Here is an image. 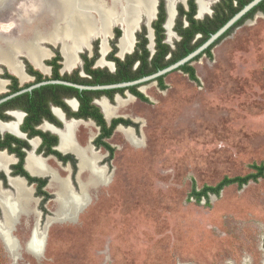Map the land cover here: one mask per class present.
Masks as SVG:
<instances>
[{
	"label": "rangeland",
	"instance_id": "obj_1",
	"mask_svg": "<svg viewBox=\"0 0 264 264\" xmlns=\"http://www.w3.org/2000/svg\"><path fill=\"white\" fill-rule=\"evenodd\" d=\"M35 1L9 0L0 11V25L16 22L7 36L25 37L35 26L51 28V15L42 12L40 21L25 24L23 33L16 29L23 24V9H18L24 5L31 11ZM160 1H153L155 10ZM172 1L174 10L183 2ZM101 2L106 8L115 6L113 0ZM214 2L204 0V5L211 10ZM122 4L110 11L114 22L109 44L116 30L124 31L117 21ZM91 16L98 20L100 14L91 10ZM137 17L135 32L150 21L146 13ZM174 34L166 35L173 46L178 40ZM101 38H91V44ZM43 46L51 56L60 49L59 43ZM212 56L192 63L199 83L174 71L164 79L165 90L157 82L140 88L147 102L128 94L117 97L114 109L108 106V118L117 110L131 116L138 123L137 131L130 130L135 142L119 129L108 141L114 147L112 158L104 149L97 152L104 182L90 183V175L78 176V168L75 194L80 195L82 181L89 200L74 218L55 220L56 202L47 205L51 220L43 228L42 255L26 249L34 220L22 217L14 231L20 254L12 257L0 239V264H264V178L242 189L227 187L199 204L190 197L193 182L199 189L214 186L225 177L246 176L252 164L264 163V12L224 38ZM1 67L7 68L0 63V72ZM97 133L94 127L79 128L81 145H90L89 138Z\"/></svg>",
	"mask_w": 264,
	"mask_h": 264
},
{
	"label": "flooded vegetation",
	"instance_id": "obj_2",
	"mask_svg": "<svg viewBox=\"0 0 264 264\" xmlns=\"http://www.w3.org/2000/svg\"><path fill=\"white\" fill-rule=\"evenodd\" d=\"M182 1L183 4H180L183 5L185 9H188V0ZM218 1L219 0H215L214 4ZM42 4L43 6H46L47 2ZM171 5H168V22L170 20ZM198 5L199 0L198 3H196L197 13L195 18L199 20H204L206 17L200 18L202 14L200 13V7L198 10ZM177 6V14H175L172 27L173 34L175 21L178 17ZM259 12L264 11H258L257 13ZM208 14L209 17H211L213 11H210V13ZM248 20L250 19H247L246 21ZM164 25L163 28L165 30V35H168V37H170L168 34V30L166 32L167 27H165ZM186 25L187 23L185 24V26ZM143 27L146 28V37L149 41L147 48L151 52V55H154L156 45L154 29L151 25L152 29L150 37L149 27ZM237 28L238 27H236V29ZM141 29L139 30L140 32ZM122 36L123 31L121 32V37L118 39L117 42L118 52L116 53V57H118L121 61H125L128 55L134 53L137 40L135 35V41L132 52L125 53L122 56V54L120 53V41L121 39H123ZM113 39H115V34ZM151 40H153V47L151 46ZM112 41L113 40H111L109 44L108 39L109 51L107 52L105 57H103L105 58L104 60L107 64H112L111 67L99 64L103 56V54H101L103 39H101L100 41H96L95 43L93 42V44H91L92 48L86 47V52H82L81 55L86 54L87 59L83 58L81 55L80 57L78 56L79 64L71 70H66L65 58L62 55L63 52L61 50V47L60 49L57 48L59 49V52L61 54V61L56 60L55 55L51 56V54L48 53V57L46 56L39 58V66L35 65L34 62L31 61L27 56L26 58L20 59V63L15 61V58H11V60L19 68L22 78L12 72L6 63L3 64H5L8 69L5 67H1L2 71L0 72V192L8 195L11 199L14 200L13 202H17L20 205H22L21 200L16 201L19 196L18 190L16 188V182H21L20 184L29 193V198L31 199L33 209L32 213H29L25 210H20L16 214L13 226L11 227V235L17 240H19L14 235L16 225L20 223V219L22 217L29 218V216H31L33 218L34 226L31 227L30 235L27 239L26 245L29 243V241H31L36 230H38L41 234L45 233L43 228L46 224H48V221L51 220L49 217L47 218V215L49 213L47 205L52 201H55L57 205L59 200L61 182H67L70 186L71 191L72 189H74L72 192H74V194L76 193L75 181L78 168V176H81V161L79 156L75 153L74 148H76V146H79L82 149H88L91 154L100 157L97 160V162H99L101 159V154L97 152H101L102 149L108 152V159L110 158V152L106 147L103 146V144L106 143L112 149H114V147L111 146L108 141L113 137L116 131H118L119 129H125L123 130L124 132L130 130L132 131L133 129L137 131L136 128L138 127V123L131 120V116L127 117L117 114V112L119 113V111L117 110L115 112V115L109 119L108 117H106L105 112L101 107L100 103L106 102L108 106L111 107V109H114L113 105L115 104L117 97H121L123 99L126 94L141 101L138 95H136L129 88L136 86L137 92L142 93L140 91V88L147 83L129 86L125 88L109 89L116 90V92L113 94L101 95L95 93H86L80 96L78 93H74L63 88H57V85L62 84H46L29 90L35 85L49 81H63L84 86H107L134 82L136 80H139L134 79L126 82H111L114 80V76H119L120 73L122 74L123 72V67L121 65L119 66L117 62L112 60L110 56L112 52ZM165 42L169 44L167 38L165 39ZM96 44L98 45V51L97 56L95 57ZM169 45L172 47L171 44ZM92 59H95V62L90 67H86L88 64L87 60L89 61ZM21 63L23 66L21 65ZM129 63L130 61H128L126 64ZM28 64L32 66V69L28 66ZM138 66L139 62H136L131 68V71H136ZM36 71L39 74L36 73ZM93 71L95 72L94 75L93 73H91ZM12 76L15 77L17 81H15ZM81 79L87 80V84H79V82L77 81H82ZM92 80L95 82L101 81L103 82V84H91L93 82ZM154 82H156V80ZM122 89H124V91H121ZM81 91L94 92L92 90ZM8 97L11 98L6 99ZM88 100H90V102H87ZM91 106H95L99 109V112L102 114L106 125H100L99 118L97 115L93 114L94 110L91 109ZM120 119L128 120L132 122V124L128 126H125L123 124L117 125L110 137H103L99 141L100 137L105 134V131L113 126L114 121ZM83 126H85L86 128L94 127L98 131V133L93 139L92 136L89 138V140H91L90 145L82 146L78 139V130ZM69 132L71 134V137L69 138V142L67 144L65 135H67ZM31 161H33V164L32 166H29V164H31ZM34 162H36V165L34 164ZM97 162H95L94 164L95 168L99 167V169H102V166H96ZM54 171L56 173H54ZM55 174H57V176H55ZM58 177L61 179V181H58ZM50 188H55L56 192H49ZM82 194L83 192L81 190L79 196H82ZM54 215V219L56 220V212H54ZM5 221V212L0 202V224L5 223ZM0 239L4 244L1 236ZM26 249L28 250L27 246ZM6 250L8 251L7 248Z\"/></svg>",
	"mask_w": 264,
	"mask_h": 264
},
{
	"label": "bare ground",
	"instance_id": "obj_3",
	"mask_svg": "<svg viewBox=\"0 0 264 264\" xmlns=\"http://www.w3.org/2000/svg\"><path fill=\"white\" fill-rule=\"evenodd\" d=\"M121 1L125 2V4H122V12L117 19L118 22H121L124 25V37L120 41V53L123 56L125 53L132 52L135 41L134 32L138 29V25H135L136 18L139 17H137V15L141 12L146 13L148 18L152 20L156 12L153 3L154 0H113V5L115 6L112 8L104 7L101 0H36L35 3L37 2V4H35V6H32L34 3L31 5L33 8L31 11H28L27 9L24 10V7L26 6L21 5L20 10L23 9V11L19 14L20 21H22L23 24L20 27L18 25L16 29H19L20 33H23L25 31V22L32 20L34 23H37L40 21L39 16L42 14V10L45 7H51V28L49 30H40L35 26L33 29L34 31L30 30L28 35L25 37H20L22 36L21 34L19 37L14 34L8 35L5 40L6 43L4 44V48L0 47V61L2 63H6L12 72L22 78L19 68L11 60V58H15L17 53H21L33 61L35 65L39 66V58L46 57L48 55L46 50L41 49V47L39 48V41L47 40L50 41V43L62 42V55L65 58L66 70H71L79 64L77 52H81L82 49L86 47L85 44H87L88 41L90 42V39L93 38L94 35V37L98 36L103 39V56L99 64L111 67L112 64H107L103 57H105L109 51L108 39L112 36L111 33H109V30L111 28V24L114 22L112 19V12L117 11L116 6ZM45 2H47V5L43 6L42 3ZM167 2H169L167 5H171L173 1L167 0ZM204 6V0H199L198 7H200V13H210L211 10H209L208 5L206 4V6ZM91 10L98 11L100 14L98 20L91 16ZM170 10V20L169 22L167 21L168 24L166 23L167 26L165 27H167L169 36L173 37L174 34L172 32V27L175 12L172 5ZM110 11L112 14H110ZM13 24H16V22L7 21L2 23L0 28L6 31H12V29H14ZM21 28H23L22 31L20 30ZM151 41V46L153 47V40ZM89 45L90 44H88L87 47L90 48ZM100 105L103 108L106 117H109L110 112L108 111V104L106 102H102ZM125 134L131 141L135 142L134 136L130 131H125ZM70 137V132L65 135L67 144ZM74 151L79 156L81 161L80 175L88 172L90 175V183L104 182L102 169L95 168L94 166L95 162H97L100 157L91 154L88 149H82L79 146H76ZM32 164L33 161H31L29 166H32ZM34 164L36 165V162H34ZM54 173L56 172L54 171ZM55 176H57V174H55ZM58 181H61V179L59 178ZM20 183L21 182H16V188L19 193L16 201L21 200L22 205L17 202H13L14 200L8 195L0 192V202L6 217L5 223L0 224V236L8 249L9 254L14 258L19 255L21 248L20 242L11 235V227L13 226L15 216L20 210H25L29 213H32L33 211L29 193ZM81 190L83 192L82 196L75 195L71 191L67 182H61L59 200L55 211L57 214L56 220H60L61 218H72L80 207L87 204L89 200L88 191L82 181ZM45 243L46 232L41 234L38 230H36L31 241L27 244V248L34 255H42L45 250Z\"/></svg>",
	"mask_w": 264,
	"mask_h": 264
},
{
	"label": "trees",
	"instance_id": "obj_4",
	"mask_svg": "<svg viewBox=\"0 0 264 264\" xmlns=\"http://www.w3.org/2000/svg\"><path fill=\"white\" fill-rule=\"evenodd\" d=\"M252 0H219L212 6L213 14L211 17H206L204 20L196 19L197 6L195 0H188V9H185L183 5H178V17L175 21L174 32L179 37L174 43V48L165 42L166 35L163 25L166 21V10L164 1L161 0L158 5V13L157 19L153 21L152 27L154 29L155 34V53L151 55V52L148 50V39L146 37V28L142 27L141 32H137L136 35V47L133 54L128 55L125 61H121L118 57H116V53L118 52L117 42L121 37V31H115V39L112 41V52L110 54L112 60L117 62V64L123 67L122 74L119 76H114V80L111 82H121V81H131L134 79H140L149 75H152L158 71H161L170 65L178 62L179 60L185 58L190 53L195 51L198 47H200L203 43H205L211 35L215 34L221 27H223L236 13H238L244 6H246ZM258 11H264V1L261 2L258 6L252 9L248 14H246L239 22H237L230 30H228L221 38H219L213 45H211L207 50H205L202 54L197 56L191 62L181 66L178 71L186 74L189 79L195 83H199V79L196 74L195 68L192 66V63L199 60L203 56H207L208 58H212V50L218 45L224 38L229 36L236 27L243 25V23L247 19H252L254 15ZM187 25L185 26V24ZM98 45L96 44L95 48V57L97 56ZM56 60L61 61V54L58 49L54 50ZM83 58L87 59V55H81ZM96 59V58H95ZM95 59L87 60L88 64L86 67H90ZM130 61L129 64H126ZM139 62V66L136 71H131L133 65ZM28 66L32 69V66L28 64ZM36 73H38L36 71ZM94 75V71L91 72ZM39 74V73H38ZM41 76V75H40ZM166 75L161 76L156 79L158 86L161 90H165L167 86L165 85L164 79ZM12 78L17 81L15 77ZM77 81L79 84L86 83L87 80ZM93 81V80H92ZM89 84V83H88ZM91 84H103V82H95L93 81ZM56 87V86H55ZM57 88H63L74 93H78L80 96L86 93H95V94H113L116 90H106V91H98V92H90V91H81L76 88L57 85ZM133 91L138 97L147 102L148 99L140 92H137L136 86L129 88ZM121 91H124L122 89ZM87 102H90L88 100ZM92 110H94L93 114L97 115L99 118L100 125H106V122L99 112V109L95 106H91ZM119 124H123L125 126L131 125L132 122L128 120H116L113 123L111 128L105 131V134L100 137L99 141L103 137H110L115 129V127ZM110 152V159L113 156L114 149H112L108 144H103ZM252 172L246 176L242 177H225L218 184L214 186H203L202 188H198L196 183L193 182L192 190L190 193V197L195 200L196 203H200L202 200H209L211 195L220 196L222 191L230 186L236 185L239 189H242L244 186L248 185L250 182L257 183L260 179L264 178V163L260 164H252L251 165Z\"/></svg>",
	"mask_w": 264,
	"mask_h": 264
},
{
	"label": "water",
	"instance_id": "obj_5",
	"mask_svg": "<svg viewBox=\"0 0 264 264\" xmlns=\"http://www.w3.org/2000/svg\"><path fill=\"white\" fill-rule=\"evenodd\" d=\"M262 1H264V0H252V1H250L238 13H236L223 27H221L215 34L211 35L210 38L205 43H203L200 47H198L195 51L190 53L185 58L179 60L178 62L170 65L169 67H167V68H165V69H163L161 71H158V72H156V73H154L152 75L146 76V77H144L142 79L136 80L134 82H128V83L117 84V85H107V86H84V85H78V84H73V83H69V82H63V81H49V82H43V83H40L38 85H35V86L31 87L29 90H31L33 88L40 87L42 85H46V84H62V85L73 87V88H76V89H79V90H92V91H98L99 90V91H102V90H109V89H115V88H125V87L139 85V84H144V83H148V82H154L157 78H159L161 76L168 75L169 73L174 72V71H178L181 66L191 62L197 56L202 54L211 45H213L219 38H221L228 30H230L237 22H239L246 14H248L256 6H258ZM8 3H9V0H0V11L1 10H5L4 8H5V6ZM196 3H198V0H196ZM167 4H168V2L166 3V12H167L166 23L168 21V5ZM42 11L45 12V13L50 14L51 7H45V8H43ZM211 12H212V10H211ZM157 13H158V3L156 4V14L154 16V19L149 21V26L148 27H150L151 29H152L151 25H152L153 21L156 19ZM175 14H177L176 6H175ZM32 23H33V21L30 20V21L25 22L24 24L29 26ZM166 23H165L164 26H166ZM26 25H24V29L26 28ZM22 29L23 28H21L20 30H22ZM8 31L9 30L6 31V30H2L0 28V47L1 48H4V44L6 43L5 40L7 38L6 32H8ZM109 33H111V28L109 30ZM135 33H134V37H135ZM123 35H124V31H123ZM93 37H94V35H93ZM122 38H123V36H122ZM44 42L50 43V41H47V40L46 41H44V40H40L39 41V47H41L42 49L45 50V47L43 46ZM54 43H57V44L59 43L60 47H61V50H62V42H54ZM54 43H52V44H54ZM88 44H90L89 46H90V48H92L91 41L90 42L88 41L87 44H85L86 47L88 46ZM86 47H84V48H86ZM172 47H173V45H172ZM20 55H23V54L17 53L15 55V60L18 63L21 62L20 59H19ZM42 61H41V63H42ZM0 63H2V62L0 61ZM21 65H22V63H21ZM9 98H11V97H8L6 99H9Z\"/></svg>",
	"mask_w": 264,
	"mask_h": 264
}]
</instances>
